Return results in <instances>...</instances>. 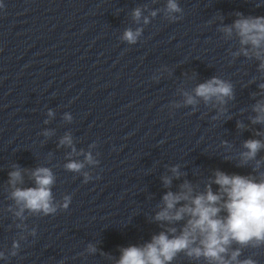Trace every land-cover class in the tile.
<instances>
[{
    "label": "clouds",
    "instance_id": "1",
    "mask_svg": "<svg viewBox=\"0 0 264 264\" xmlns=\"http://www.w3.org/2000/svg\"><path fill=\"white\" fill-rule=\"evenodd\" d=\"M165 11L170 21L182 18L174 15L183 13L177 0H167ZM132 15L139 22L141 9L136 8ZM156 15L157 11L150 13L151 17ZM235 15L238 18L231 25H225L219 30L226 39H231L234 35L238 39L240 48L233 56L254 58L259 61L258 70L264 73V16H244L240 12ZM149 22L150 18L144 17V23ZM142 31V28L135 31L126 29L122 39L135 44ZM258 87L264 92V83H260ZM193 91L194 95L183 93L184 105L195 106L200 100L205 104L215 102L225 105L234 98L232 83L218 76L199 83ZM252 110L256 115L250 117L251 122L264 124V100L257 101ZM224 111L221 107L220 114ZM48 115L52 116L53 113L49 111ZM218 118L219 116L213 117ZM64 119L71 121L72 117L65 114ZM237 127L243 128L244 125L237 122ZM44 135L51 133L45 131ZM256 135L261 133L257 132ZM222 143L226 145L227 141ZM60 145L69 146L73 152L76 151L71 134H65ZM243 149L238 155L239 162L236 166L251 167V172L247 175L229 174L216 169L204 183L202 190L199 185L188 180H184L177 190H171L173 177L179 179L185 175L180 171V165L172 166V175L161 177L164 187L169 190L163 194L157 205L158 211L152 217L154 221L160 222L163 230L153 235L149 242L121 247L115 264H174L181 255L196 264H259L253 256L241 257L246 249H264V157L257 158L258 153L264 150V141L248 139L244 141ZM84 156L87 164L98 163L91 152L84 153ZM84 167L85 163L78 161L65 165L71 172H81ZM13 169L8 173V184L12 188L10 198L17 207L16 217L24 219L25 211L49 216L56 214L58 209H68L70 196H64L61 203L54 201L52 185L55 183V176L50 168L37 167L30 171L35 184L32 187L17 186L24 183L22 171L29 170H21L18 165H13ZM84 177L85 182L91 178L88 173H84ZM32 234H35L34 230ZM18 248L19 242L14 241L11 254L16 255L15 250ZM88 251L95 253L97 249L94 245H89ZM3 257L4 254L0 252V258Z\"/></svg>",
    "mask_w": 264,
    "mask_h": 264
}]
</instances>
